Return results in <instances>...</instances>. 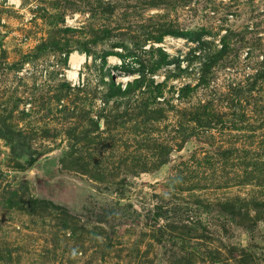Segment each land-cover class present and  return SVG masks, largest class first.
I'll return each instance as SVG.
<instances>
[{
    "label": "rangeland",
    "instance_id": "1",
    "mask_svg": "<svg viewBox=\"0 0 264 264\" xmlns=\"http://www.w3.org/2000/svg\"><path fill=\"white\" fill-rule=\"evenodd\" d=\"M0 264H264V0H0Z\"/></svg>",
    "mask_w": 264,
    "mask_h": 264
},
{
    "label": "bare ground",
    "instance_id": "2",
    "mask_svg": "<svg viewBox=\"0 0 264 264\" xmlns=\"http://www.w3.org/2000/svg\"><path fill=\"white\" fill-rule=\"evenodd\" d=\"M116 59L114 57H109V61L114 62ZM84 62V56L77 53H72L69 58L70 70L67 71L68 77L75 79L77 77V71L80 65ZM125 80V79H124ZM74 81V80H73ZM76 81V80H75Z\"/></svg>",
    "mask_w": 264,
    "mask_h": 264
}]
</instances>
